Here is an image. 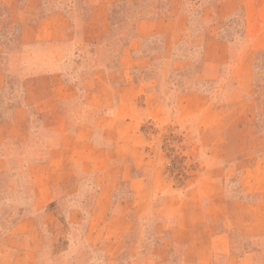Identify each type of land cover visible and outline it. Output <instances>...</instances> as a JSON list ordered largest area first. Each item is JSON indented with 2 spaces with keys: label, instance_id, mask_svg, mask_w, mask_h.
Listing matches in <instances>:
<instances>
[{
  "label": "rangeland",
  "instance_id": "rangeland-1",
  "mask_svg": "<svg viewBox=\"0 0 264 264\" xmlns=\"http://www.w3.org/2000/svg\"><path fill=\"white\" fill-rule=\"evenodd\" d=\"M53 13L54 43L23 37ZM49 48L78 87L60 159L92 163L38 201L0 177L12 253L33 236L37 264H264V0H0L2 66L33 71Z\"/></svg>",
  "mask_w": 264,
  "mask_h": 264
},
{
  "label": "crops",
  "instance_id": "crops-1",
  "mask_svg": "<svg viewBox=\"0 0 264 264\" xmlns=\"http://www.w3.org/2000/svg\"><path fill=\"white\" fill-rule=\"evenodd\" d=\"M98 6L103 7L104 2ZM59 15L53 13L40 17L36 24L28 28V33L23 30V37L26 35L28 41L37 43H54L56 36L53 34L55 26L52 23L61 20ZM38 55L40 62L33 71L20 68L14 72L2 66L0 55V94L7 88L10 90V95L0 104V177L9 178L11 188H15L16 192L21 191L23 183L30 184V194H38L34 195L37 201L40 194L59 196V184H66L70 180L73 169H83L92 163H83V160H67L62 163L60 156L71 150L58 146L55 134L64 129H71V124H65L64 121V126L60 125L61 119L67 120L60 102L64 99V90L74 91L70 96L77 94V82L63 78L59 50L41 49ZM7 74L22 78L20 90L8 83ZM88 99L85 100L86 104L92 101ZM86 114L87 110L84 112V115ZM85 120L87 121V117H84L76 131V136L82 139V142L83 131L88 127ZM72 151L74 152V147ZM106 190L104 188V191ZM41 211L38 206L21 211L22 217L17 224L19 230L33 232V226L39 227L37 216ZM92 213L96 214V211ZM5 238L6 235L0 240V264H37L33 253L41 247L39 240L33 236L30 240H18L17 246H22L26 252L13 254L14 244ZM250 248L239 255L242 260L250 254Z\"/></svg>",
  "mask_w": 264,
  "mask_h": 264
}]
</instances>
